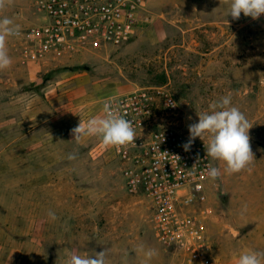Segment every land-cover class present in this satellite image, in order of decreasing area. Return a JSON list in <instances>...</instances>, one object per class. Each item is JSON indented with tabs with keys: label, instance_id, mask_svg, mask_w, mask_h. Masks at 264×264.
<instances>
[{
	"label": "rangeland",
	"instance_id": "1",
	"mask_svg": "<svg viewBox=\"0 0 264 264\" xmlns=\"http://www.w3.org/2000/svg\"><path fill=\"white\" fill-rule=\"evenodd\" d=\"M35 1L12 0L0 17L26 29ZM148 9L151 20L119 46L92 43L37 62L8 38L12 65L0 71V264H66L72 253L102 250L107 264H145L141 245L158 252L147 264L185 263L157 241L148 203L127 195L100 139L78 143L71 134L80 120L102 114L104 99L161 85L174 95L185 133L229 93L252 125L251 170L228 175L212 160L222 174L206 206L219 264L264 251V241L243 237L264 220V20L243 13L234 20L220 0H149Z\"/></svg>",
	"mask_w": 264,
	"mask_h": 264
},
{
	"label": "built area",
	"instance_id": "2",
	"mask_svg": "<svg viewBox=\"0 0 264 264\" xmlns=\"http://www.w3.org/2000/svg\"><path fill=\"white\" fill-rule=\"evenodd\" d=\"M149 0H36V20L16 36L26 58L39 62L51 55L83 51L92 43L119 46L151 20ZM264 20V14L258 18ZM113 102L132 123L136 146L105 150L119 164L127 195L151 211L157 241L180 253L184 264H219L213 255L206 206L214 181L213 161L205 145L177 126L178 104L164 85L145 87L103 100ZM167 153V154H166Z\"/></svg>",
	"mask_w": 264,
	"mask_h": 264
},
{
	"label": "clouds",
	"instance_id": "3",
	"mask_svg": "<svg viewBox=\"0 0 264 264\" xmlns=\"http://www.w3.org/2000/svg\"><path fill=\"white\" fill-rule=\"evenodd\" d=\"M221 2L228 5V15L234 20L239 19L241 13L254 20L264 14V0H220ZM11 3L12 0H0V12ZM18 35H20L19 25L8 16L0 17V71L12 65L7 50V40ZM198 117L197 123L188 125L190 135L188 141L182 145L184 150L189 151L197 137L202 141L207 137V143H204L206 155L214 161L221 162L224 173L232 175L244 170L250 171V165L255 160L249 136L252 125L239 108L232 104L231 94L210 103L208 111L199 113ZM71 134L73 140L78 143L86 137H98L105 148L136 146L137 138L132 123L119 113L118 107L111 101L103 104L102 114L93 116L87 121L80 120L78 126L71 129ZM75 158L72 154L68 156L69 160ZM221 174L220 167L209 165L207 175L211 180H217ZM48 216L52 221L57 219L54 212L49 211ZM137 251L145 256V264L158 255L155 249L146 250L142 245ZM106 255L107 250H102L93 256L72 253L66 264H107ZM236 264H264V251L249 249L242 252Z\"/></svg>",
	"mask_w": 264,
	"mask_h": 264
},
{
	"label": "crops",
	"instance_id": "4",
	"mask_svg": "<svg viewBox=\"0 0 264 264\" xmlns=\"http://www.w3.org/2000/svg\"><path fill=\"white\" fill-rule=\"evenodd\" d=\"M247 236L257 237L256 239L258 243H262V241H264V220L259 221V223L255 224L250 230L247 231V233L243 234L244 238Z\"/></svg>",
	"mask_w": 264,
	"mask_h": 264
}]
</instances>
